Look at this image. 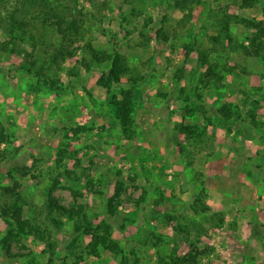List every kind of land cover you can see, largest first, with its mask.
<instances>
[{
  "label": "rangeland",
  "instance_id": "obj_1",
  "mask_svg": "<svg viewBox=\"0 0 264 264\" xmlns=\"http://www.w3.org/2000/svg\"><path fill=\"white\" fill-rule=\"evenodd\" d=\"M50 1L67 19L80 18L79 36L60 41L50 29L48 37L35 19L0 29V206L18 201L39 230L12 239L9 257L0 244V264H119L113 253L87 252L90 237L74 225L79 214H57L78 202L92 225L110 224L125 264H159L193 246L203 251L198 263L264 264V58L255 57L243 21L264 25V0L244 8L233 0ZM15 3L0 7V17ZM223 14L232 42L219 32ZM30 34L53 44H32ZM60 43L68 54L56 60ZM99 51L121 53L128 66L108 91L96 84L110 64L94 59ZM210 67L221 78L205 79ZM128 90L129 139L110 102ZM247 97L256 102L244 108ZM224 102L242 104L243 116L251 108L254 120L227 122L229 131L213 112H197ZM194 118L202 135L188 139L178 128ZM116 182L121 190L109 213ZM50 188L61 224L47 216ZM71 188L82 194L77 201ZM8 230L16 227L0 214V239Z\"/></svg>",
  "mask_w": 264,
  "mask_h": 264
},
{
  "label": "trees",
  "instance_id": "obj_2",
  "mask_svg": "<svg viewBox=\"0 0 264 264\" xmlns=\"http://www.w3.org/2000/svg\"><path fill=\"white\" fill-rule=\"evenodd\" d=\"M20 3H15L14 7L10 9V13H8L7 17H0V29L4 30L8 28L11 32L15 31L16 26L22 28L26 26V24L30 25V20H39L41 27L44 29V33L46 36L49 37L48 31L50 29L54 30L55 32L60 35V41L64 40L69 34H73L79 36L81 34L79 26H77L76 21L80 20L79 17H74L70 15V19H67L66 16H63L57 11V6H53L50 0H18ZM239 1V7H250L252 6L257 0H233V2L237 3ZM184 2V0H183ZM8 3V0H0V7L5 8ZM177 4V2H176ZM9 11V10H8ZM63 11V10H62ZM2 11H0L1 13ZM34 13V14H31ZM221 13V12H220ZM16 14L19 16L16 18ZM225 14V13H224ZM222 15L220 21L217 20L219 23V32H222L223 36H226L230 42L233 40V36L230 35V21L228 15ZM245 26V38L250 41V46L255 50V57L259 58L260 56L264 58V25H262L261 21H255L254 18H245L243 19ZM236 23V21L234 22ZM238 24V23H237ZM32 44L41 43V44H53L52 41L48 39V37H42L40 39H36L33 34H30ZM40 42H39V41ZM61 47L57 48L55 53L53 54V59H58V57L66 56L67 50L63 43H60ZM238 48L242 47L248 50V47H245L241 43L236 44ZM201 57L206 56L205 53L201 52ZM94 59L99 61L109 60L110 64L106 71L102 73V75L97 80V85L101 86L102 88H107L112 84H118L121 81L123 75H125L128 71V66L125 60V57L117 52L114 51L113 54H106L104 51H99L94 54ZM208 72L205 73V79L209 77H218V73H215L213 69L208 68ZM135 80V79H134ZM131 91L122 92L121 96L118 98H113L111 102L113 106L114 116L116 120H118L119 124L122 127V132L126 138H131L133 129V119H132V111H133V101L130 95ZM257 94L258 93H254ZM199 96V94H198ZM264 98V95L261 94L259 97ZM255 100L253 97H247L243 100L244 108L247 106H251L252 101ZM190 97H187V106L185 107L186 112L192 113L195 109V105L190 106L189 102ZM254 103L256 101H253ZM243 105L239 103L231 104L228 102L222 103L215 111H211V108H208L202 105L200 108L197 109L199 114H208L209 117L214 115V119L219 123L226 125L225 127L229 131H233L231 124H227V122L234 121V120H244L247 118L252 117L253 120L255 115L251 108H247L245 110L246 115L243 116L242 109ZM202 108V109H201ZM210 112H213L210 114ZM244 112V114H245ZM250 116V117H248ZM199 118L192 119L191 123L181 124L178 128V132L182 134L189 135L187 138L189 139H196L202 135V130H199L198 126ZM256 125V121H253V126ZM21 173L23 175L26 174V171ZM19 184L17 181H14V186L17 187ZM20 186V185H19ZM18 186V187H19ZM73 196L76 198L82 195L80 191L71 188ZM121 190V183L116 182L114 186V193L110 197V201L108 204L107 211L109 213L113 212V208L115 204L114 201L119 192ZM52 188L49 189L47 192V201L45 205L47 206V216L49 220L53 221L55 224H61V221L53 216V207L59 208V205L55 203V200L51 194ZM3 193H15L12 187H5L3 188ZM197 200V199H195ZM198 201V200H197ZM191 208L194 212L198 213L201 211L200 207L195 203H192ZM204 209V208H202ZM75 210V211H74ZM205 210H208L207 208ZM76 212L79 214L83 219V221H74L75 228L80 230L82 228V233L89 235L90 240L88 242V253L95 254L97 256L98 250L102 249L104 251L113 253L116 256L120 257L119 264H125L127 262V253L126 249L121 246L119 241L112 237L111 227L109 223L106 221H102L96 225H92L91 222L88 220V217L84 211V205L82 203H77L76 205L72 204L69 207L61 206L60 210H58L57 214L70 215ZM206 212V211H205ZM204 212V213H205ZM0 214L5 218V222L7 225H14L16 227V231L13 232L8 230L7 233L0 239L1 249L4 251V254L9 257L10 256V244L12 239L16 238L17 236L20 237L21 234L32 235L34 233H39V230L31 225V221L23 217V208L19 204L18 201L14 200L12 202L4 201L3 204L0 206ZM52 214V215H51ZM212 213L211 216H213ZM217 221L219 223L224 221L223 211H218ZM47 217V218H48ZM203 254V251L193 246L185 253L175 254L168 256L169 260L166 258H160L159 264H202L198 263V258L200 255Z\"/></svg>",
  "mask_w": 264,
  "mask_h": 264
}]
</instances>
